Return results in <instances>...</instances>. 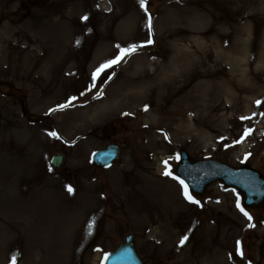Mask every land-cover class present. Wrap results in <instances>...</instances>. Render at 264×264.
I'll use <instances>...</instances> for the list:
<instances>
[{
  "label": "rangeland",
  "instance_id": "rangeland-1",
  "mask_svg": "<svg viewBox=\"0 0 264 264\" xmlns=\"http://www.w3.org/2000/svg\"><path fill=\"white\" fill-rule=\"evenodd\" d=\"M226 50L249 71L235 76L245 99L211 129L181 97L202 88V72L230 69ZM261 110L264 0H0V264H103L128 234L148 264H264V207H243L221 181L196 195L175 173L185 150L264 175ZM109 141L119 158L93 167ZM140 176L171 189L163 205L175 208L173 234L156 229L163 205Z\"/></svg>",
  "mask_w": 264,
  "mask_h": 264
},
{
  "label": "water",
  "instance_id": "water-1",
  "mask_svg": "<svg viewBox=\"0 0 264 264\" xmlns=\"http://www.w3.org/2000/svg\"><path fill=\"white\" fill-rule=\"evenodd\" d=\"M118 154L119 147L110 144L104 149L95 151L92 162L95 166L106 167L117 158ZM50 161L53 166L58 167L62 162V156L54 155ZM177 173L196 193L203 192L210 182L221 179L227 186L238 188L243 193L245 205L264 206V177L249 164L235 168L211 159L194 161L184 150H181ZM260 251L264 254V241L260 245ZM104 264L145 263L137 254L132 237L129 235L106 256Z\"/></svg>",
  "mask_w": 264,
  "mask_h": 264
},
{
  "label": "bare ground",
  "instance_id": "bare-ground-1",
  "mask_svg": "<svg viewBox=\"0 0 264 264\" xmlns=\"http://www.w3.org/2000/svg\"><path fill=\"white\" fill-rule=\"evenodd\" d=\"M68 27V25H67ZM28 29V28H27ZM27 29H18L17 27L12 28L11 32L17 34L26 31ZM49 31H34V34L38 35H45ZM52 33H56L58 31H51ZM243 47L242 50L246 53V47L247 43L244 40L243 41ZM263 45V44H262ZM230 51L226 50L224 52V55L226 58H231L232 64L230 65V69L225 71L224 69H216L213 72H202L201 76L204 77L205 82L202 85V88L200 90H197L196 92L190 93L189 91L184 92V94L181 97V100L188 99L191 104L186 105L187 108L185 109L186 112H191L193 119L201 120L202 123H204L205 127H209L211 129H214V124L218 122L219 118L222 115H219V111L226 110L228 114L225 115L226 120L232 119V115L236 112V110L239 109V105L242 104L241 102L245 98L240 97V90L236 88L235 82H236V74H238L240 77L244 76L247 77L249 71L246 68H240V60L233 55H229ZM223 70V71H222ZM199 73L194 75V78L199 77ZM214 78H217L215 81ZM178 78V77H177ZM178 83V80H177ZM178 88V85H177ZM223 94H226V96L231 98V102L229 100V103L224 101ZM197 111V113L193 114V111ZM259 115H264V110L258 111ZM213 125V126H212ZM141 179H143V186H150L154 187L151 188L154 198L157 202L162 203L160 207L163 205L165 200H169L172 194L171 189H168V194H164L161 186L164 184L162 181L157 180V178H146L144 176H140ZM116 182H120V178L118 175L115 176ZM134 182V181H132ZM142 183V182H140ZM150 199V198H149ZM174 208V207H173ZM170 208L169 206L162 207V213L161 215L158 214L154 218L156 229L158 230H165L166 236L169 234L174 233V225L176 224L175 221L177 219L175 208ZM150 213L152 212L149 211ZM160 211L155 210V213H159ZM176 216V217H175ZM175 217V218H174ZM173 225V226H172ZM163 229V230H162ZM221 252V251H219ZM217 253V252H215Z\"/></svg>",
  "mask_w": 264,
  "mask_h": 264
},
{
  "label": "snow or ice",
  "instance_id": "snow-or-ice-1",
  "mask_svg": "<svg viewBox=\"0 0 264 264\" xmlns=\"http://www.w3.org/2000/svg\"><path fill=\"white\" fill-rule=\"evenodd\" d=\"M139 2H140V6H141V8H145V0H139ZM81 19L86 20L87 17L84 16V17H81ZM149 26H150V24H149ZM151 42H152L151 40L148 41V43H151ZM134 48H135V46H132L130 49H122V50H121V55H118V56L115 58V60H111V61H109L106 65H104V66H102V67H108V66H111V64L118 62V61L121 59L122 55L127 54V52H129V51H131V50H134ZM102 67H101V68H98V69L96 70V72L93 74L94 77H95L96 74H98L100 71H102ZM72 99H75V98H72ZM69 103H70V101H69ZM256 103H257V104H260L261 102H260V101H256ZM63 106H64V105H62L61 107H63ZM51 135L55 136L56 133H51ZM50 170H51V169H50ZM165 174H169V173L166 172ZM181 184H183V181H181ZM66 187H67V189H68V191H69L70 193L73 191V189H72V187H71L70 185H68V186H66ZM185 195H186V198L189 199L191 202H193V203H199L198 201H195L191 196H188V195H187V189H185ZM237 206L239 207V204H238ZM240 210H241L242 212H244V210H243L242 208H241ZM244 215H245V216H248V219H249V220L251 219V217L248 215L247 212H244ZM187 239H188V237H187L186 235L183 236V237L181 238V240H180V243L183 244ZM236 244H237V251L239 252V251H240V249H239L240 241H237Z\"/></svg>",
  "mask_w": 264,
  "mask_h": 264
}]
</instances>
